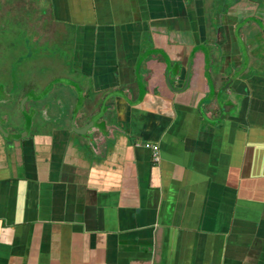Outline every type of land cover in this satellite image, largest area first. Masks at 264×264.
<instances>
[{"label":"crops","instance_id":"crops-1","mask_svg":"<svg viewBox=\"0 0 264 264\" xmlns=\"http://www.w3.org/2000/svg\"><path fill=\"white\" fill-rule=\"evenodd\" d=\"M35 1L62 73L2 108L0 264H264V0Z\"/></svg>","mask_w":264,"mask_h":264},{"label":"rangeland","instance_id":"rangeland-1","mask_svg":"<svg viewBox=\"0 0 264 264\" xmlns=\"http://www.w3.org/2000/svg\"><path fill=\"white\" fill-rule=\"evenodd\" d=\"M37 11L35 0H0V83L5 84L8 90L12 86L19 89L18 92L22 90V86L32 89L34 83L40 87L42 83H48L62 73L57 70L55 62H59L58 53L64 51L56 49L51 51L54 54L44 53V50L38 48L42 34L39 32L41 19ZM27 57L31 59L26 60ZM24 62L31 64L27 78H32L34 74L35 82H20V79H26L23 72ZM36 85L35 88L38 87ZM1 89L0 87V96L6 97ZM7 106L15 111L13 103ZM17 121H22L21 115Z\"/></svg>","mask_w":264,"mask_h":264},{"label":"flooded vegetation","instance_id":"flooded-vegetation-1","mask_svg":"<svg viewBox=\"0 0 264 264\" xmlns=\"http://www.w3.org/2000/svg\"><path fill=\"white\" fill-rule=\"evenodd\" d=\"M24 72V71H23ZM25 76V75H24ZM22 81H29V80H23L20 79V82ZM19 82V80H18ZM36 83H34V88L30 89V87L26 86L23 87L22 86V90H20V92H18L17 89H15V87L10 88L9 90L6 88L5 84L0 83V87L2 88L1 91L4 92V95L6 97H1L0 96V125L1 126H5L8 123L11 122L12 117L6 113V111H4V109L2 108H6L8 107V104H12L15 106V108H17V110H19V113L22 116V121L23 124L26 123V118L28 117V119L30 118V121H34V117L36 116H40V119L43 120V116L42 114L39 112V110L41 109V107L38 106H28L27 103L30 100H36L38 93L35 92L36 89L35 88ZM37 86V85H36ZM48 84L45 86V88H47ZM17 90V91H16ZM24 91L22 94L21 92ZM25 111V112H24ZM37 120V119H36ZM33 123V122H32Z\"/></svg>","mask_w":264,"mask_h":264},{"label":"water","instance_id":"water-1","mask_svg":"<svg viewBox=\"0 0 264 264\" xmlns=\"http://www.w3.org/2000/svg\"><path fill=\"white\" fill-rule=\"evenodd\" d=\"M170 86H171V85H170ZM178 91H180V90H178ZM35 97H37V96H35ZM226 105H227V104H226ZM226 105H225V106H226ZM225 106H222V108H223V111H225ZM3 133H4V135H6V136H10L9 134H7V133H6V132H4V131H3Z\"/></svg>","mask_w":264,"mask_h":264},{"label":"built area","instance_id":"built-area-1","mask_svg":"<svg viewBox=\"0 0 264 264\" xmlns=\"http://www.w3.org/2000/svg\"><path fill=\"white\" fill-rule=\"evenodd\" d=\"M154 159L157 160L158 159V155L156 152H154Z\"/></svg>","mask_w":264,"mask_h":264}]
</instances>
